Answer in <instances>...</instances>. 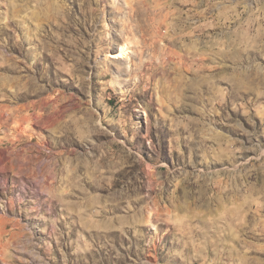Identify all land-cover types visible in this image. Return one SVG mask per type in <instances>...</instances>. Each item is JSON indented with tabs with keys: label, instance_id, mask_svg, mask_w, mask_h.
<instances>
[{
	"label": "rangeland",
	"instance_id": "obj_1",
	"mask_svg": "<svg viewBox=\"0 0 264 264\" xmlns=\"http://www.w3.org/2000/svg\"><path fill=\"white\" fill-rule=\"evenodd\" d=\"M0 264H264V0H0Z\"/></svg>",
	"mask_w": 264,
	"mask_h": 264
},
{
	"label": "bare ground",
	"instance_id": "obj_2",
	"mask_svg": "<svg viewBox=\"0 0 264 264\" xmlns=\"http://www.w3.org/2000/svg\"><path fill=\"white\" fill-rule=\"evenodd\" d=\"M120 54L118 55V57H121L122 56V52H119Z\"/></svg>",
	"mask_w": 264,
	"mask_h": 264
}]
</instances>
